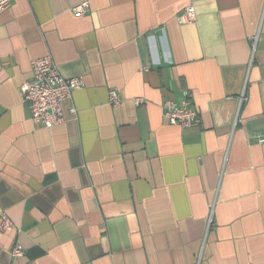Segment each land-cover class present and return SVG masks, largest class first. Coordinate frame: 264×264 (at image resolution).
Returning <instances> with one entry per match:
<instances>
[{
    "label": "crops",
    "instance_id": "crops-1",
    "mask_svg": "<svg viewBox=\"0 0 264 264\" xmlns=\"http://www.w3.org/2000/svg\"><path fill=\"white\" fill-rule=\"evenodd\" d=\"M80 1L0 10V264H264V0ZM45 54L84 80L51 128L19 89Z\"/></svg>",
    "mask_w": 264,
    "mask_h": 264
},
{
    "label": "built area",
    "instance_id": "built-area-1",
    "mask_svg": "<svg viewBox=\"0 0 264 264\" xmlns=\"http://www.w3.org/2000/svg\"><path fill=\"white\" fill-rule=\"evenodd\" d=\"M11 0H0V10ZM89 10V0H82L71 6V11L76 15L85 14ZM183 17L187 22L196 19L194 8L187 5L183 10ZM31 77L24 81L19 89L22 101L27 106L31 120L42 127L51 128L64 120L62 103L71 101L72 92L84 85L81 76L66 77L57 68L50 54L33 58L30 63ZM184 98L179 102L165 100L162 104V113L165 120L174 125L190 126L197 120L198 111L192 105L188 92H184ZM120 97L116 90H109V102L117 104ZM142 98H136V102ZM67 111L76 115L77 109L70 104ZM264 140V133L259 136ZM0 230H15V226L5 211L0 209ZM24 254V247L19 241H15L11 247V256L20 257Z\"/></svg>",
    "mask_w": 264,
    "mask_h": 264
}]
</instances>
